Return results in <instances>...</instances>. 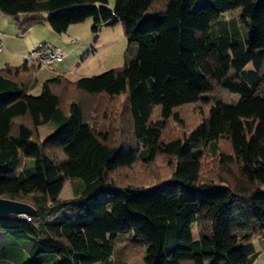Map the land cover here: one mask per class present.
Returning a JSON list of instances; mask_svg holds the SVG:
<instances>
[{
    "label": "trees",
    "instance_id": "16d2710c",
    "mask_svg": "<svg viewBox=\"0 0 264 264\" xmlns=\"http://www.w3.org/2000/svg\"><path fill=\"white\" fill-rule=\"evenodd\" d=\"M197 1L115 0L110 11L108 0H0L22 34L120 22L139 47L99 76L46 80L39 96L30 94L37 65L0 69V198L35 210L30 220L0 215V264H113L129 236L147 243L145 264L255 263L264 0ZM236 9L249 38L238 28L212 35ZM68 181L77 183L64 200Z\"/></svg>",
    "mask_w": 264,
    "mask_h": 264
},
{
    "label": "rangeland",
    "instance_id": "374dc122",
    "mask_svg": "<svg viewBox=\"0 0 264 264\" xmlns=\"http://www.w3.org/2000/svg\"><path fill=\"white\" fill-rule=\"evenodd\" d=\"M202 6H205L204 1L198 0L195 8L197 9ZM108 9L110 11L115 10V0H108ZM241 14L242 12L240 9L229 11L223 14L221 19L218 22L214 23L211 34L219 36L224 32H228L230 33V35H232L235 29L238 28L242 39L247 40L250 35V30L247 29L241 22ZM31 15L36 16V14ZM37 15L45 16L44 12L37 13ZM2 17V24L9 27L6 28L7 35L9 34L10 36H13L15 38L17 37L19 38V41H25L27 43H38L39 39L41 40L43 35L46 36L48 32H51L54 35V39H52L51 45L61 46L62 44H65L68 45L69 48L81 45L84 51L82 52V55L78 62L79 66L77 68V75H72V80H78L77 78H81L82 76H86L87 78L99 76L110 69L122 67L125 64L131 63L132 61L136 60L138 56V44L128 42V39L124 33L122 23L120 22L116 25L105 24L98 26L97 33L93 31V20L89 19L82 24L71 26V30L69 32L61 35L55 34L48 24L35 26L26 34H22L18 30L13 17L5 15H2ZM2 31L5 32L4 30ZM71 38L75 39L74 44L70 43ZM5 42L3 40L4 44ZM8 49L9 47H7L5 44L3 52H12V49H9L11 51H9ZM251 69L252 64H249L246 67V70ZM37 78L38 75L36 74L35 83L30 90V94L32 96H39L42 93V86L44 81H38ZM50 132L51 128H49V126L40 128V141L44 140L50 134ZM29 161L31 162V160ZM164 174H167V172L164 171ZM76 183L74 181H68L65 184L60 195L61 199L65 200L73 198V191ZM9 239V236L5 234V239L3 241L4 245L11 242ZM128 240H130V243L128 245H125ZM147 247V243L143 240L137 239L133 236H129L127 238V241H124V243H116L113 264H145ZM125 249L126 253L124 252ZM126 254L129 255L127 258Z\"/></svg>",
    "mask_w": 264,
    "mask_h": 264
},
{
    "label": "crops",
    "instance_id": "0c3cea01",
    "mask_svg": "<svg viewBox=\"0 0 264 264\" xmlns=\"http://www.w3.org/2000/svg\"><path fill=\"white\" fill-rule=\"evenodd\" d=\"M2 15L0 14V32L3 35V40L6 44L7 47H9V49H12V52L10 53H6L3 52L4 50H0V67H5L6 65H10V66H14V67H18L24 64V59L23 57L27 54H29L30 52H32L35 47L39 44V43H51L52 39H54V35L50 32H48V34L45 36L43 35V37L41 38V40L39 39L38 43H27V42H23V41H19V38H15L13 36H10L9 34L7 35V30L6 28H9L5 25L2 24ZM11 24V23H9ZM11 28V27H10ZM2 30H4L5 32H3ZM71 30V28L68 30V32ZM35 41V40H34ZM71 43V41H70ZM74 44V43H71ZM58 46V45H56ZM60 47L64 53H66L67 58L64 62L56 64L54 66V71H48L45 69H40V71L37 73L38 78L37 80H41V81H46L52 78H55L57 76H65L69 79L72 80V75H77V68L79 66V59L82 55V52L84 51L83 47L80 46H76L73 48H69L68 45L62 44ZM8 49V50H9ZM11 51V50H9ZM0 68V69H2ZM76 77H80V76H76ZM86 76H82L81 78H77L78 80L85 78ZM87 78V77H86ZM89 78V77H88ZM77 81V80H74ZM61 195V194H60ZM61 198V196H60ZM254 244H255V251L258 253V258L255 261L254 264H264V239L259 238V236L255 237L254 240Z\"/></svg>",
    "mask_w": 264,
    "mask_h": 264
},
{
    "label": "built area",
    "instance_id": "2783aa9c",
    "mask_svg": "<svg viewBox=\"0 0 264 264\" xmlns=\"http://www.w3.org/2000/svg\"><path fill=\"white\" fill-rule=\"evenodd\" d=\"M70 41L71 43H74L75 39L71 38ZM3 47V35L0 32V49H2ZM66 58L67 55L61 48L48 43H39L32 52L23 57L26 62L35 64L39 68L46 69L48 71H54V66L56 64L64 62ZM19 217L30 220L29 216L27 215Z\"/></svg>",
    "mask_w": 264,
    "mask_h": 264
},
{
    "label": "water",
    "instance_id": "95a60500",
    "mask_svg": "<svg viewBox=\"0 0 264 264\" xmlns=\"http://www.w3.org/2000/svg\"><path fill=\"white\" fill-rule=\"evenodd\" d=\"M34 213V208L26 203L0 198V215L31 216Z\"/></svg>",
    "mask_w": 264,
    "mask_h": 264
}]
</instances>
